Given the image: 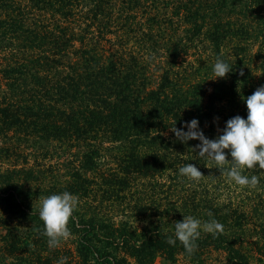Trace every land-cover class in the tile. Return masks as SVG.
<instances>
[{
  "label": "trees",
  "instance_id": "16d2710c",
  "mask_svg": "<svg viewBox=\"0 0 264 264\" xmlns=\"http://www.w3.org/2000/svg\"><path fill=\"white\" fill-rule=\"evenodd\" d=\"M218 55L232 70L208 82ZM261 85L264 0H0V264L64 252L38 214L63 191L79 201L68 222L78 264L201 261L210 248L229 264L261 260L264 169H244L256 187L236 185L231 161L220 171L172 130L195 117L215 138ZM186 163L199 182L179 175ZM183 215L223 231L187 254L168 243Z\"/></svg>",
  "mask_w": 264,
  "mask_h": 264
},
{
  "label": "clouds",
  "instance_id": "9594fccd",
  "mask_svg": "<svg viewBox=\"0 0 264 264\" xmlns=\"http://www.w3.org/2000/svg\"><path fill=\"white\" fill-rule=\"evenodd\" d=\"M232 65L218 55L212 66L215 78H223L232 70ZM247 106V116L237 114L225 122V126L215 138L205 136L199 126L198 118L185 121V127L172 130L181 142L198 139L200 143L198 155L210 158L214 165L225 170V165L231 161L227 168V177L239 186L256 187L260 183L257 175H245L244 169H264V85L244 98ZM186 129V130H185ZM225 149L229 150L228 152ZM230 154L231 160L226 157ZM181 177L196 183L203 177L202 171L193 163H186L178 168ZM78 197L63 191L51 193L42 198L38 214L43 221V235L47 237L49 248L58 247L63 240L71 235L68 222L78 207ZM223 231V225L215 218L201 221L193 215H183L174 225V233L168 237V243L175 245L179 240L187 254H192L197 247V241L203 233L213 236ZM58 264H67V257L61 256Z\"/></svg>",
  "mask_w": 264,
  "mask_h": 264
},
{
  "label": "rangeland",
  "instance_id": "374dc122",
  "mask_svg": "<svg viewBox=\"0 0 264 264\" xmlns=\"http://www.w3.org/2000/svg\"><path fill=\"white\" fill-rule=\"evenodd\" d=\"M258 46H259L258 42L254 43L252 48H251V51L252 52L257 51L259 49ZM227 52H229V51H227ZM187 59L193 61L194 56H188ZM260 62H261L260 58L259 59L255 58L248 64V68H250L253 72L254 80H257V78L259 77V75L261 73V67L259 65ZM213 79H215V77L209 79L208 82L213 81ZM220 126H221V123H219L215 127V129L220 131L221 130ZM69 238H71V236H69L68 238H66L65 240H63L61 242V243H63L62 247L65 250H64V252H60L58 254V256H57L58 258H56L54 255L53 256L51 255L50 260H49L50 264H58V260L61 256L67 257V264H78L77 263V256H75V254H74L75 253L74 243L70 242ZM67 249H70L69 253H68ZM158 264H229V263L227 261L226 252L210 248V249L205 251L201 261L193 260L189 257L180 256L178 261H175V262L165 261L163 259L162 260L159 259ZM254 264H264V256L261 258V260H256L254 262Z\"/></svg>",
  "mask_w": 264,
  "mask_h": 264
}]
</instances>
